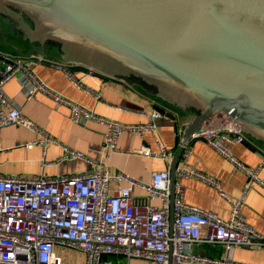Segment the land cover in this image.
Here are the masks:
<instances>
[{
  "label": "built area",
  "instance_id": "2783aa9c",
  "mask_svg": "<svg viewBox=\"0 0 264 264\" xmlns=\"http://www.w3.org/2000/svg\"><path fill=\"white\" fill-rule=\"evenodd\" d=\"M0 126H21L37 135L27 144L46 146L50 136L29 121L19 107L3 93V85L13 77L23 74L26 82L34 84L40 91L49 92L30 72V65L36 61H46L52 66L64 64L45 60L40 55L22 57L0 51ZM58 66V67H59ZM89 70V69H88ZM92 71V70H91ZM93 72V71H92ZM75 82L72 75L67 74ZM96 100L97 92L84 88ZM56 101L69 106L71 117H94L80 106L49 92ZM162 112L171 114L178 127L181 114L170 105L155 102ZM154 110L147 115L145 124L127 126L125 124L96 118L106 126L103 149L106 156L116 150L119 136L127 131L139 137L155 132L152 123L154 115H164ZM178 130L176 135L181 136ZM201 140L224 158L234 163L248 178L239 198H227L230 205L227 219L215 213L188 206L184 202V189L179 180L183 177H196L216 186V182L203 174L177 165L173 186V223L170 218L169 164L172 157L159 140L155 152L140 144L135 153L145 157L164 160V170L151 173L150 182L142 184L124 173L110 174L101 162H94L96 168L86 173L71 175H4L0 172V264H62L59 250H69L83 254L82 264H110L106 256H122L150 261L154 264H242L231 259H213L195 254L192 249L201 244L220 245L227 253L234 248H258L264 240L246 223L240 213L242 199L249 184L256 182V168H247L231 155V145L251 143L240 126L227 117L215 116L199 126L190 140L179 144L182 149L180 159L185 162L190 153V142ZM181 141V140H180ZM1 152V147H0ZM63 158L84 159L80 152L63 148ZM126 182L127 185L112 188V185ZM133 187L145 191L144 198L132 195ZM217 187V186H216ZM159 200L158 206L150 201Z\"/></svg>",
  "mask_w": 264,
  "mask_h": 264
},
{
  "label": "water",
  "instance_id": "95a60500",
  "mask_svg": "<svg viewBox=\"0 0 264 264\" xmlns=\"http://www.w3.org/2000/svg\"><path fill=\"white\" fill-rule=\"evenodd\" d=\"M0 18L41 55L50 46L191 114L181 144L223 115L264 149V0H0ZM181 154L169 167L170 228Z\"/></svg>",
  "mask_w": 264,
  "mask_h": 264
},
{
  "label": "crops",
  "instance_id": "0c3cea01",
  "mask_svg": "<svg viewBox=\"0 0 264 264\" xmlns=\"http://www.w3.org/2000/svg\"><path fill=\"white\" fill-rule=\"evenodd\" d=\"M9 38L18 44V49L0 46V51L18 56L40 55L45 60L63 63L65 70L59 65L52 66L46 61H36L30 65V72L47 91L80 106L96 118L127 126L141 125L146 123L147 115L153 114L155 102H160L137 84L102 77L95 71L65 63L55 51L51 52L52 49H47L41 55L38 47H32L18 35L12 34ZM67 74L72 75L75 82L70 80ZM25 80L23 74L13 77L3 85V93L19 107L29 121L47 133L51 141L44 147L26 148L25 144L37 138L34 132L21 126H0V172L4 175L56 176L86 173L96 168L94 162H101L110 174L124 173L137 182L148 184L151 173L164 170L167 163L160 158L139 155L135 153L136 149L140 144H144L155 152L156 140H159L171 151V164L175 152L180 148L184 126L191 118V114L181 112L180 125L175 130L174 120L165 115H154L152 123L155 125V132L149 131L143 137L132 132H123L117 140L116 150L107 157L105 153H101L106 129L103 122L92 117L73 120L68 105L56 101L49 92L40 91L34 84ZM76 82L99 93L100 100H96L92 94L75 84ZM179 129L182 130L180 137L176 135ZM247 144L249 146L242 143L231 145V155L237 162L247 168L258 169V181L249 184L242 199L240 213L252 230L264 240V149L253 140ZM63 148L80 152L84 159L63 158ZM178 165L203 174L215 181L217 186L204 179L183 177L179 183L184 189V202L188 206L210 211L221 219H227L230 205L225 197H240L243 186L248 183L246 174L201 140L190 142V153L185 162L182 158L179 159ZM125 185L126 182H120L112 185V188ZM132 195L136 198L146 196L145 191L138 187H133ZM150 203L158 206L160 201L156 199ZM192 251L199 256L213 259L228 258L242 264H264V246L239 247L227 253L220 245L201 244ZM72 253L76 258L73 264H82L83 254ZM105 260L110 264H154L137 258L127 260L122 256H106Z\"/></svg>",
  "mask_w": 264,
  "mask_h": 264
},
{
  "label": "rangeland",
  "instance_id": "374dc122",
  "mask_svg": "<svg viewBox=\"0 0 264 264\" xmlns=\"http://www.w3.org/2000/svg\"><path fill=\"white\" fill-rule=\"evenodd\" d=\"M12 29L13 28H11L9 24L5 22V20L0 18V46H10V47H13V48L15 47L16 49H18L19 47L18 44L13 43L12 39L9 38L10 35L12 36V34L18 35L17 32ZM31 45L32 47L37 48L36 43H32ZM54 51L55 50L53 49L51 52H54ZM27 56L28 55H22V57H27ZM58 255L60 256L62 260V264H73V262L76 260V258L73 257L74 254L69 250H59Z\"/></svg>",
  "mask_w": 264,
  "mask_h": 264
},
{
  "label": "trees",
  "instance_id": "16d2710c",
  "mask_svg": "<svg viewBox=\"0 0 264 264\" xmlns=\"http://www.w3.org/2000/svg\"><path fill=\"white\" fill-rule=\"evenodd\" d=\"M177 110V109H176ZM178 112L182 115L181 111L178 110Z\"/></svg>",
  "mask_w": 264,
  "mask_h": 264
},
{
  "label": "flooded vegetation",
  "instance_id": "af4514ba",
  "mask_svg": "<svg viewBox=\"0 0 264 264\" xmlns=\"http://www.w3.org/2000/svg\"><path fill=\"white\" fill-rule=\"evenodd\" d=\"M49 48L51 49V47H50V46H48V47H47V49H49Z\"/></svg>",
  "mask_w": 264,
  "mask_h": 264
}]
</instances>
